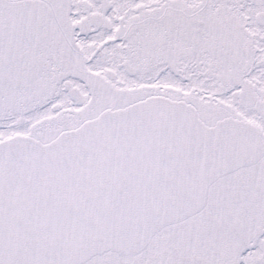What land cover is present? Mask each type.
<instances>
[{
  "label": "snow or ice",
  "instance_id": "1",
  "mask_svg": "<svg viewBox=\"0 0 264 264\" xmlns=\"http://www.w3.org/2000/svg\"><path fill=\"white\" fill-rule=\"evenodd\" d=\"M0 264H264V0H0Z\"/></svg>",
  "mask_w": 264,
  "mask_h": 264
}]
</instances>
